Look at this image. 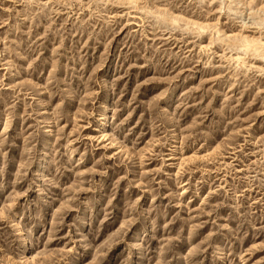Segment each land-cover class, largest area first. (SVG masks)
<instances>
[{"label":"rangeland","instance_id":"obj_1","mask_svg":"<svg viewBox=\"0 0 264 264\" xmlns=\"http://www.w3.org/2000/svg\"><path fill=\"white\" fill-rule=\"evenodd\" d=\"M0 264H264V0H0Z\"/></svg>","mask_w":264,"mask_h":264}]
</instances>
